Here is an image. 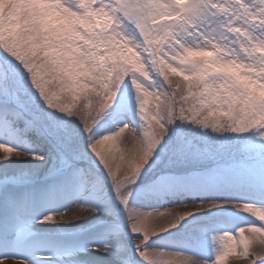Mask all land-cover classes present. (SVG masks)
I'll list each match as a JSON object with an SVG mask.
<instances>
[{"label":"snow or ice","instance_id":"1","mask_svg":"<svg viewBox=\"0 0 264 264\" xmlns=\"http://www.w3.org/2000/svg\"><path fill=\"white\" fill-rule=\"evenodd\" d=\"M45 8L69 21L68 30L44 28L39 18ZM201 14L222 24L217 27L214 20L197 31L189 21ZM185 30L202 42L189 46ZM0 49V133L35 137L48 149L27 152L0 144V168L10 161L31 162L18 176L0 175V264H50L53 256L69 264H98L100 259L130 264L113 208H104L113 219L87 242L34 231L37 224L84 222L100 210L77 203L42 215L57 193L78 186L85 197L102 187L74 163L86 153L75 142L72 120L112 185L143 264H222L229 255L239 264H264V205L202 199L150 212L128 206L133 186L148 173L156 179L144 192L207 193L253 184L264 191V0H54L35 5L8 0L0 12ZM152 73L162 78L159 92L145 86L153 84ZM125 79L136 93V115L143 122L139 131L122 124L114 134L94 139L92 129L116 102ZM45 107L51 111L45 113ZM52 111L64 119L57 120ZM176 121L223 135L224 151L189 156L182 137H168ZM190 159L208 166L178 177L174 169ZM44 165L56 182L33 184ZM223 207L255 218L235 233L212 237L220 250L211 261L145 247L189 217Z\"/></svg>","mask_w":264,"mask_h":264},{"label":"bare ground","instance_id":"2","mask_svg":"<svg viewBox=\"0 0 264 264\" xmlns=\"http://www.w3.org/2000/svg\"><path fill=\"white\" fill-rule=\"evenodd\" d=\"M3 8L4 4L2 3L0 12L3 11ZM125 117L127 116H125L123 112H120L119 109L112 113L109 109L108 114H106L103 119H101L97 123L90 135H92L95 139L103 137L105 134H114L118 126L122 124H129L130 126L138 128V123L136 122V120H132L131 117L126 119ZM4 143H7L13 148L27 152H47L48 150L47 146L43 145L35 137H30L28 140H22L9 134L0 133V144ZM33 143L35 147H37L35 150L31 148ZM186 149L187 148H185V150ZM86 152L87 151L85 149V153ZM86 154H88L87 158H92L88 160V165H90V167L95 170V173H89H91L92 176L98 178V180L102 182L100 177H98L97 175L102 174L103 177H107L104 170L102 169V167H100L92 153L87 152ZM149 163H151V161H149ZM30 166V161H10L7 165L0 168V175L18 176L24 171L28 170ZM46 169L47 165H44V170L33 177V184L47 185V183L49 182L50 184L56 182L57 177L48 175ZM186 173L190 174V172ZM186 173H177L176 175L178 177H183L186 176ZM145 183L139 185V183L137 182V184L134 185L135 193L128 202V206L133 210L142 212H150L154 210L159 211L164 210L165 208L178 206L181 203L195 204L202 199H215L219 201L228 199L243 200L246 203L264 205V193L262 191L255 192L252 187L248 189L240 188L239 190L228 189L226 191H210L207 193L177 192L173 194H165L163 190L157 192H144L143 189L147 186V184ZM109 186L112 188L110 182ZM109 191L110 190L108 186L102 185V187L98 186L96 189L89 190L86 193L85 197H81L79 195V187L74 186L66 193H57L50 203L45 204L42 207V215H47L48 209H50L52 212H59L77 203L83 206L96 207L100 210L96 213L95 216L89 217L84 222L77 221L73 224L54 225L37 224L34 225V231L47 234L56 239L80 240L84 242L90 241L99 234L97 232H101L103 230V227L93 230V228H91L93 227V223L99 221L102 222V224H106L105 222L109 214L104 211V208H113L114 211H117L116 208L118 202L112 199L111 201L107 199ZM104 194H107V196L104 197ZM121 215L122 218L120 219V223L123 227V239L125 241L127 239V242L132 245V241L134 238L131 239V237L133 236L129 232L127 220L124 216L123 211ZM250 216L251 213L245 214L243 212H238L230 207L214 209L211 212H203L194 217H189L188 220L182 222L178 228L173 229L168 233H164L157 237L151 238L145 247L150 250L156 249L184 253L191 255L199 260L211 261L214 255L220 250L219 241H214L212 237H218L225 232L235 233L239 227L246 226L249 221L254 220L255 217ZM254 222L258 223L257 221ZM83 224L92 225L88 227H82ZM91 231H96V233L94 232L95 234H91ZM133 252L135 253L134 248ZM81 259H84V257H82ZM137 259L139 261V264H143V261H141L138 257ZM223 262L226 263L222 264H239V261L236 259V257L231 255L227 256ZM50 264H69V261L67 258L61 259L59 257L53 256ZM98 264H105V262L103 259H100Z\"/></svg>","mask_w":264,"mask_h":264},{"label":"rangeland","instance_id":"3","mask_svg":"<svg viewBox=\"0 0 264 264\" xmlns=\"http://www.w3.org/2000/svg\"><path fill=\"white\" fill-rule=\"evenodd\" d=\"M7 2H8V0H0V7H1L2 3L5 4ZM52 2H54V0H21V3L33 4V5L42 4V3H52ZM0 11H1V9H0ZM55 12H56L55 9L45 8L43 10V14L39 18V23L46 29L47 28L59 29L62 27L65 29V31H67L68 27H69V21L62 19L59 15L55 14ZM214 20L216 21L215 26L219 27L222 24V21L220 20V18H211V17L205 16L204 14H201L200 17L191 19L189 21V24L192 26L193 29L199 31L203 28V26L211 25ZM184 39H185V42L189 46H192L194 44H200L202 42L199 38V35H196V36L188 35L187 30H185V32H184ZM214 42H215V37H214ZM166 50L169 52V55L174 54L172 49H170V50L166 49ZM9 59H11V58H9ZM0 63H3V49H0ZM13 63H15V61H13ZM17 66L19 67V65H17ZM151 78H152L153 84L149 85L147 82H145V86L148 87L150 90H155V91L159 92L160 85L163 83L162 78L158 77L155 73L151 74ZM174 79H180V78L174 77ZM164 87L167 88V85H164ZM135 97H136V93H135L134 88L130 84L129 80L125 79V81H123L120 85L119 91L117 93L116 102L114 103L112 108H110V112L112 113V112L119 109L120 112H123L124 115L127 116V117H125L126 119L131 117L132 120H134V121L136 120V122L138 123V128L133 127V126H131V127L135 128V129H137V131H139V127L143 122L140 121L136 115L137 105H136ZM43 111L45 113H48L51 110H49L45 107L43 109ZM52 115L54 117H56L57 120L64 119L63 116H61L60 114H58L54 111H52ZM229 123H230V121L228 119H221V124H223L225 127H227L229 125ZM70 127H71L72 132L74 133L75 142H76L79 150L82 153H85L84 144H85V141L87 138L83 135L79 123L75 120H72ZM94 128L92 129V132H93ZM224 135H227V134H224ZM177 136L182 137L184 147L187 146L185 148H187L186 152L189 154V156H195L197 153H201V154L208 153V152L219 153V152L224 151V149L221 147V142L224 138L223 135H221L219 133L214 134L211 132V129H202L201 127L195 126L191 123L181 124L180 121H176L174 123V125L169 128L168 137H171L173 140H175L177 138ZM168 137H166V139ZM206 137H208V138H206ZM212 137H214V138H212ZM31 148L33 150H35L37 147H35V145L33 144ZM20 151H22V150H20ZM87 156H88V154L82 155V157L80 159L76 160L74 163L79 168H85L88 170V172L95 173L94 172L95 170L92 169L90 167V165H88V160L92 159V158H87ZM197 166L202 169L208 165L205 163H201V164L197 165V164H194L192 162V160L190 159V160H188V162L186 164L176 167L174 169V171L176 174L177 173L179 174V173L191 172ZM97 176L100 177V179L102 180L103 186L109 187L110 191L108 193L107 199H109L110 201H111V199L115 200L113 190L109 186L108 177H103L102 174L97 175ZM155 179H156L155 173H148L147 175L142 174V178L139 179L137 182L139 183V185H142L145 182H146L145 184L148 185ZM47 184H50V182ZM250 187H252L255 192H259V190L261 191V187L259 184L246 185V186L241 187V188L248 189ZM134 189H135V187H134ZM262 192L264 193V191H262ZM103 196L106 197L107 194H104ZM116 209H117V211H115V213L121 219L122 218L121 206L118 205V207ZM50 211L51 210L48 209L47 213H49ZM112 219H113V217L111 215H108L105 223H110L108 221H112ZM90 225H92V224H90ZM90 225L83 224L82 227H88ZM103 225L104 224H102V222L97 221V222L93 223V227H91V228H93V230H95L97 228L99 229L100 227H103ZM94 232L96 233V231H91V234H95ZM97 233H100V232H97ZM133 238L135 239L136 237H134V236L131 237V239H133ZM125 243L128 245V258L130 260V264H139L137 256L133 252L132 245L129 244V242H127V239H126ZM92 255L95 256V254H92ZM222 263H226V262H222Z\"/></svg>","mask_w":264,"mask_h":264},{"label":"clouds","instance_id":"4","mask_svg":"<svg viewBox=\"0 0 264 264\" xmlns=\"http://www.w3.org/2000/svg\"><path fill=\"white\" fill-rule=\"evenodd\" d=\"M100 21L98 20L97 23H99Z\"/></svg>","mask_w":264,"mask_h":264}]
</instances>
